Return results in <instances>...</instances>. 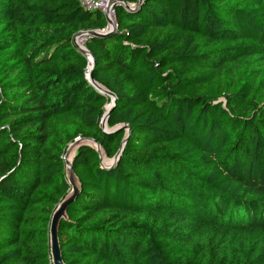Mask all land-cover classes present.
Returning a JSON list of instances; mask_svg holds the SVG:
<instances>
[{
  "label": "trees",
  "instance_id": "16d2710c",
  "mask_svg": "<svg viewBox=\"0 0 264 264\" xmlns=\"http://www.w3.org/2000/svg\"><path fill=\"white\" fill-rule=\"evenodd\" d=\"M126 4L129 5L126 7ZM0 0V264H264V0ZM87 143V144H86Z\"/></svg>",
  "mask_w": 264,
  "mask_h": 264
},
{
  "label": "water",
  "instance_id": "95a60500",
  "mask_svg": "<svg viewBox=\"0 0 264 264\" xmlns=\"http://www.w3.org/2000/svg\"><path fill=\"white\" fill-rule=\"evenodd\" d=\"M128 6L129 5L126 4V7H128ZM106 22H107V25H106L107 27L102 29V30L94 29V30H89V31H80L77 33V36L81 37L83 35H86L87 33H92L93 35H96V36L108 35L109 33L113 32L115 30V27L114 26L108 27V23H111L110 19L106 18ZM75 45L77 46V48L82 53H85L87 55L88 64L86 67V78L88 79L90 84L96 90L100 91L103 94H106L110 98V101L105 104L106 110L101 117L100 126H101L102 130L104 132H109V131H115V130H119V129L124 128L127 131L126 135L121 140V143H120L118 150L116 151L114 156L111 159H109L110 161H108V164H104V158H103V155H102V152L100 149V144L97 143L96 141L92 140V139L88 140V142L96 145V149L100 152L101 159H102L101 163L105 167H107V166L111 167L116 163L119 155L122 152L124 144L127 140V136L130 132L129 125L127 123H124V124H118L115 127H112L111 129L107 128V119L109 116V112H110L112 106L114 105V103L116 101V96L112 91L105 88L104 86H102L101 84H99L97 81L94 80L93 75H92V69L94 66L95 59H94L93 55L88 51V49L84 45L77 44V43H75ZM83 140L87 141V139H80V140L76 139L74 142L69 144V146L66 149V152L63 156V159H64L65 164H66V172H67V176H68L67 181L71 187V190H70L69 194L59 203V205L57 206V208L55 209V211L51 217L50 228H49V238H50L49 241H50V255H51V259H52V264H63L59 240H58V225H59L60 219L65 216V210L67 208L68 203L74 198V196L76 195V193L79 190V182H78V180L74 174V171H73L72 165H71L72 157H71V159H68V156H69V153L71 152L72 148L74 149V147L80 141H83Z\"/></svg>",
  "mask_w": 264,
  "mask_h": 264
},
{
  "label": "built area",
  "instance_id": "2783aa9c",
  "mask_svg": "<svg viewBox=\"0 0 264 264\" xmlns=\"http://www.w3.org/2000/svg\"><path fill=\"white\" fill-rule=\"evenodd\" d=\"M116 1L117 0H80V3L85 8L99 9L104 14L105 18L110 19L111 23H108V27L114 26L116 28L115 8H114ZM84 38H85V35L81 37H78L76 35L74 37V42L75 40L80 39L81 44H83Z\"/></svg>",
  "mask_w": 264,
  "mask_h": 264
},
{
  "label": "rangeland",
  "instance_id": "374dc122",
  "mask_svg": "<svg viewBox=\"0 0 264 264\" xmlns=\"http://www.w3.org/2000/svg\"><path fill=\"white\" fill-rule=\"evenodd\" d=\"M75 43H77V44H81L80 39L75 40ZM82 45H83V44H82ZM67 148H68V147H67ZM65 152H66V151H65ZM72 152H73V148H72L71 152L69 153L70 157H71ZM70 159H71V158H70ZM108 161H110V160L107 159V158H104V164H108ZM67 180H68V176H67ZM58 205H59V204H58ZM56 208H57V207H56Z\"/></svg>",
  "mask_w": 264,
  "mask_h": 264
},
{
  "label": "bare ground",
  "instance_id": "6f19581e",
  "mask_svg": "<svg viewBox=\"0 0 264 264\" xmlns=\"http://www.w3.org/2000/svg\"><path fill=\"white\" fill-rule=\"evenodd\" d=\"M71 157H72V154H71ZM71 157H70V155H69V156H68V159H70Z\"/></svg>",
  "mask_w": 264,
  "mask_h": 264
},
{
  "label": "clouds",
  "instance_id": "9594fccd",
  "mask_svg": "<svg viewBox=\"0 0 264 264\" xmlns=\"http://www.w3.org/2000/svg\"><path fill=\"white\" fill-rule=\"evenodd\" d=\"M84 45V44H83Z\"/></svg>",
  "mask_w": 264,
  "mask_h": 264
}]
</instances>
